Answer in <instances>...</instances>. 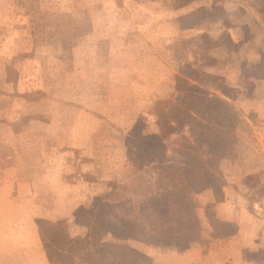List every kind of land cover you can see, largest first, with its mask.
<instances>
[{
	"label": "rangeland",
	"instance_id": "1",
	"mask_svg": "<svg viewBox=\"0 0 264 264\" xmlns=\"http://www.w3.org/2000/svg\"><path fill=\"white\" fill-rule=\"evenodd\" d=\"M231 29L240 42L229 40ZM188 73L240 118L243 156L219 163L227 191L242 176L238 201L209 188L192 197L200 230L228 237L242 220L264 222L257 140L264 119L243 117L249 108L264 111V0H0V264L24 263L15 252L33 251L39 221L54 222L75 243L88 241L99 219L132 218L165 236L167 200L147 202L155 192L154 163L142 154L138 167L139 155L129 159L127 150L135 139L157 134L156 100L177 96V79ZM199 80L212 83L217 95ZM174 149L167 143V155L183 162ZM10 157L18 159L7 163ZM34 180L43 196L32 205L27 186ZM225 199L235 212L219 221L212 207ZM206 235L200 245L174 251L126 242L153 264H238L225 259L226 238L204 261L199 251L214 240ZM103 240L116 238L107 233ZM258 243L241 263L264 264V239Z\"/></svg>",
	"mask_w": 264,
	"mask_h": 264
},
{
	"label": "trees",
	"instance_id": "2",
	"mask_svg": "<svg viewBox=\"0 0 264 264\" xmlns=\"http://www.w3.org/2000/svg\"><path fill=\"white\" fill-rule=\"evenodd\" d=\"M217 9L223 15L224 10ZM195 77L188 73V81L178 78L177 96L156 100L153 109L157 134L135 139L134 146L127 150L129 159L139 155L140 160H134L138 167L142 165V154L154 163L155 192L147 202L167 200L169 223L165 236L159 238L150 227L132 218H121L116 224L99 219L92 225L88 241L75 243L60 233L54 222L39 221V237L48 264H153L149 256L130 247L126 240L171 249L200 240L202 233L192 197L207 188L221 191L220 161H236L243 154L239 150L242 138L237 132L239 115L192 84ZM178 129L182 133L176 135ZM167 143L174 145V152L185 159L183 162H175L167 155ZM208 206L210 203L205 207L207 217ZM141 213L146 214L145 210ZM107 233L116 240L105 242ZM203 248L206 250L208 245Z\"/></svg>",
	"mask_w": 264,
	"mask_h": 264
},
{
	"label": "crops",
	"instance_id": "3",
	"mask_svg": "<svg viewBox=\"0 0 264 264\" xmlns=\"http://www.w3.org/2000/svg\"><path fill=\"white\" fill-rule=\"evenodd\" d=\"M227 36L229 37V40H231L232 42H240V37L238 35V32H236L234 30L232 31V29L228 32ZM201 80H202V78H201ZM201 80H199L197 82L200 85V87L206 88V89L214 92L217 95V91L215 90V88L212 87V83H208V85L207 84L205 85V84H202L200 82ZM228 85H232V84H228ZM253 102L254 103L255 102L260 103L259 101H252V103ZM263 104H264V100H263ZM248 113H250V114L247 116ZM259 113L260 112H257V111H251L249 108V111H247L244 115L243 114L242 115L245 118V122L249 121L251 123L250 117L255 118L254 121L258 120V119H256L257 117H259V118L261 117L264 119V111H263V113L261 111L262 115ZM258 134H259V137L257 138V140L259 141L258 145L260 146V148L262 149V152L264 153V128L262 129L261 133H258ZM15 159H18V158L10 157L7 160L6 159L5 160L7 163H9V162H13L12 160H15ZM263 160H264V157H263ZM14 163H15V161H14ZM22 163L24 164L27 162H22ZM263 165H264V161H263ZM25 172L29 173L28 170H25ZM242 179H243L242 176H239L236 178L234 183L236 184L237 189L233 188V185L231 188L232 191H229V190L227 191V186H224L221 188L222 189L221 192H225L223 194L224 198L225 197L227 198L228 195L232 192V195H231L232 202L234 203V202L238 201V196L240 195V193H239L240 188H238L237 183L240 184L242 182ZM60 180L61 179H59V183H60ZM52 181H56V178H53ZM36 182H37V180H34V182L31 181L27 186L29 201H30V204H32V205L35 202H37L41 196H43L41 193H39L38 183H36ZM55 186H56V184L54 183L53 184V190L56 188ZM214 195L215 194L213 193V191L210 192V195L205 194V198L207 199V203L213 204ZM207 203L204 206V212H205V207H206ZM229 207H233L235 209V206L234 205L231 206V202L227 201L226 199L224 201H221V202H215L214 206L212 207L213 212L215 214V217H217L219 219V221L228 220V219L231 220L232 219V213L235 212V210L232 208H229ZM210 215H211V213H210ZM204 216L207 217L206 212L204 213ZM242 219H247V218L244 215ZM251 221L253 224L250 226H247L245 224H247L248 221L242 220L241 226H238V227H242V228L237 229V232L235 234L228 235V237L221 236V235H217V236L215 235L214 236V235H212V232H210L206 235L200 230L202 235H201L199 241H202V238L204 237V235H206L208 238L213 236V239H214L212 241L211 240L209 241L210 244H208V248L206 250L204 248L200 249L201 250V251H199L200 256L202 255V257L204 258V261H205L207 253L209 254L210 253L209 251L213 249V247H211V246L213 244L219 242L220 240L222 241L226 238L227 240H226L225 248L227 247L226 248L227 249V256L225 257V259L226 260L230 259L234 263L243 264L240 262L243 252L245 250L253 248L254 246H258L259 245L258 240L261 238L264 239V227H263L264 222L257 217H252ZM254 221H262L263 223L259 222L257 224V226H255ZM239 222H241V219L239 220ZM201 224H204V222L202 221ZM38 236H39V233H38ZM199 241H197L198 244H199ZM33 244H35L36 247L32 248V250H33L32 252H25L24 249H20V252L17 251V252H15V254L21 256V259L24 260L23 264H48L46 257H45V253L37 250L38 244L42 247L40 238L38 239L37 236H35ZM3 245H5V243ZM3 245L1 246L2 247L1 250H5V249H3L4 248ZM153 246H155V245H153ZM42 250H43V248H42ZM166 250L174 251V249H171V248L166 249ZM152 262H153V260H152Z\"/></svg>",
	"mask_w": 264,
	"mask_h": 264
}]
</instances>
